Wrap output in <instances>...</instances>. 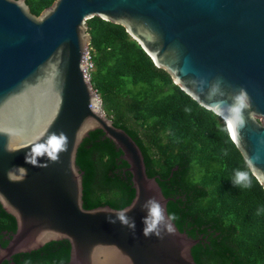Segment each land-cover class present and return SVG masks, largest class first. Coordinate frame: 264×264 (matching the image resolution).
<instances>
[{
  "label": "water",
  "instance_id": "1",
  "mask_svg": "<svg viewBox=\"0 0 264 264\" xmlns=\"http://www.w3.org/2000/svg\"><path fill=\"white\" fill-rule=\"evenodd\" d=\"M92 15L121 24L155 66L215 114L219 101L227 108L245 95L243 128L234 133L223 121L264 190V0H52L38 13L25 0H0V206L15 222L0 262L66 239L68 264H216L173 220L172 232L144 234L141 205L153 197L169 216V197L83 75ZM93 129L121 151L130 173L132 197L115 207L82 205L75 153ZM60 133L67 148L54 151ZM127 209L135 229L121 219Z\"/></svg>",
  "mask_w": 264,
  "mask_h": 264
},
{
  "label": "trees",
  "instance_id": "2",
  "mask_svg": "<svg viewBox=\"0 0 264 264\" xmlns=\"http://www.w3.org/2000/svg\"><path fill=\"white\" fill-rule=\"evenodd\" d=\"M51 1L25 0L36 13ZM85 25L89 82L104 113L139 146L147 175H155L169 197L166 211L175 216L176 227L197 237L194 245L216 264H264V190L228 137L224 121L155 66L121 24L92 15ZM120 153L95 129L82 138L75 153L82 171V205L115 207L131 199L130 173ZM237 171L248 173L249 187L234 185ZM0 215L13 228V216L1 206ZM67 260V240L60 239L14 253L0 264Z\"/></svg>",
  "mask_w": 264,
  "mask_h": 264
},
{
  "label": "clouds",
  "instance_id": "3",
  "mask_svg": "<svg viewBox=\"0 0 264 264\" xmlns=\"http://www.w3.org/2000/svg\"><path fill=\"white\" fill-rule=\"evenodd\" d=\"M246 97L243 93L235 96L232 104L227 108L221 107L223 101L218 102V108L216 114L224 119L230 128L233 129L234 133L238 128H243L245 120L243 117V109L247 106L245 103ZM235 138V137H234ZM54 151L66 150L67 140L63 133H60L58 138L57 134H53V139L51 141ZM58 159L56 155L53 156V160ZM234 185H242L244 187L250 186V180L248 173L245 171H237L235 173V179L233 181ZM141 208L146 211V215L143 218V222L146 227L144 229L145 236L156 235L161 236L164 228H167L168 232H172L173 228L170 223L171 220H175V216H167L163 205L157 201L155 198H148L142 205ZM131 209L125 210L124 215L121 217L124 224L135 229V221L130 217H127V212ZM110 223H115L114 219L109 220Z\"/></svg>",
  "mask_w": 264,
  "mask_h": 264
},
{
  "label": "built area",
  "instance_id": "4",
  "mask_svg": "<svg viewBox=\"0 0 264 264\" xmlns=\"http://www.w3.org/2000/svg\"><path fill=\"white\" fill-rule=\"evenodd\" d=\"M81 60L83 62V75L85 76L86 80L89 81V71L92 68V61L90 56V47L88 44L85 46V49L81 55Z\"/></svg>",
  "mask_w": 264,
  "mask_h": 264
},
{
  "label": "flooded vegetation",
  "instance_id": "5",
  "mask_svg": "<svg viewBox=\"0 0 264 264\" xmlns=\"http://www.w3.org/2000/svg\"><path fill=\"white\" fill-rule=\"evenodd\" d=\"M6 222H9L10 223L9 220L6 221V219L3 218L0 215V225H2V228H0V245H3L4 243H6L7 238L10 236V234L12 232V229H13L11 227L9 228V226H6L5 225V224H7Z\"/></svg>",
  "mask_w": 264,
  "mask_h": 264
},
{
  "label": "rangeland",
  "instance_id": "6",
  "mask_svg": "<svg viewBox=\"0 0 264 264\" xmlns=\"http://www.w3.org/2000/svg\"><path fill=\"white\" fill-rule=\"evenodd\" d=\"M194 177L199 178V174H198L197 170L195 171Z\"/></svg>",
  "mask_w": 264,
  "mask_h": 264
}]
</instances>
